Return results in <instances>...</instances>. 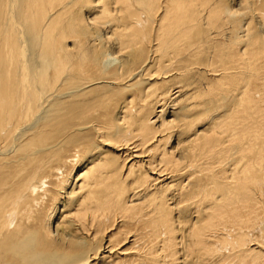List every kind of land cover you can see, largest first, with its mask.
Listing matches in <instances>:
<instances>
[{
	"label": "bare ground",
	"instance_id": "obj_1",
	"mask_svg": "<svg viewBox=\"0 0 264 264\" xmlns=\"http://www.w3.org/2000/svg\"><path fill=\"white\" fill-rule=\"evenodd\" d=\"M56 256L264 264V0H0V264Z\"/></svg>",
	"mask_w": 264,
	"mask_h": 264
},
{
	"label": "rangeland",
	"instance_id": "obj_2",
	"mask_svg": "<svg viewBox=\"0 0 264 264\" xmlns=\"http://www.w3.org/2000/svg\"><path fill=\"white\" fill-rule=\"evenodd\" d=\"M258 10V9H257ZM258 11H260V10H258ZM257 11V13H259ZM115 57V56H114ZM107 58H109V59H107ZM107 58H105L104 60H103V64H102V66H103V68H106V70H111L112 68H114V67H116L117 66V64H118V62H119V59L118 58H112V56H108ZM111 58V59H110ZM208 79H210L211 77H207ZM119 89V88H118ZM111 91H112V93H111ZM99 92V94H97ZM97 93L95 92V93H93V95H92V97H99V95H102V96H105L104 98H103V105H104V109H105V107L107 108L106 109V112H112V113H116V108L118 107V105L120 106V103H122L123 101V96H125L126 94H127V92L126 91H123V93L121 92V90H119V91H117V89L116 88H113L112 89V86H106V88L104 89V91L103 90H101L100 89V91H98ZM109 92H110V94H109ZM117 92V93H116ZM121 94H120V93ZM106 95H105V94ZM106 96H108V97H106ZM91 97V96H90ZM180 101L182 100L181 98L179 99ZM119 103V104H118ZM109 104V105H108ZM113 104H114V106H113ZM116 104H118V105H116ZM115 106H117V107H115ZM110 107V109L108 110V108ZM179 108V105H176L173 109H175V110H177ZM112 110V111H111ZM102 113V112H101ZM92 138V140H94V142H96V144H98L99 146H100V151H107V152H110V151H112V149L110 148V147H107V146H102V144H100V143H97V140L95 139V138H93V137H91ZM96 140V141H95ZM172 143H173V141H172ZM110 145V144H109ZM110 146H112V145H110ZM99 151V152H100ZM71 165V164H70ZM118 230H114V231H111V233H109L108 235H112L113 236V234H114V236H115V238L114 239H117L118 241L119 240H121L122 239V237H121V233L122 232H120V231H118V233H116ZM120 232V233H119ZM116 233V234H115ZM128 247V245L127 246H125V247H123L122 249H125V248H127ZM125 254H127V253H125ZM203 254V255H202ZM201 255L203 256V258H205L204 257V255H205V252H201ZM200 254L198 255V256H200V257H202ZM81 257V258H80ZM84 257V255H82V256H78L77 258L79 259L80 258V260L82 259ZM121 257V256H120ZM129 257V256H128ZM128 257H122L120 260H123L124 258H128ZM59 259V260H58ZM78 259H76L77 261H78ZM53 260H57V261H53V263L51 262V261H49L48 263L45 261L44 263L45 264H73L72 262H73V260H75L74 258H66V259H62V258H60V257H58V256H56V259L54 258ZM75 260V261H76ZM216 260V259H215ZM211 260H209V259H207V263H209ZM59 262V263H58ZM227 263H229V261H224V262H222V263H220V264H227ZM230 264H231V262H230Z\"/></svg>",
	"mask_w": 264,
	"mask_h": 264
}]
</instances>
